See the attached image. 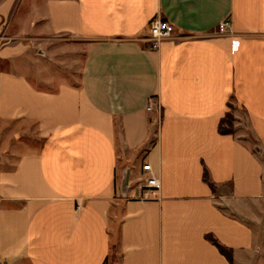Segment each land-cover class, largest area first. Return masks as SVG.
<instances>
[{
  "label": "crops",
  "instance_id": "0c3cea01",
  "mask_svg": "<svg viewBox=\"0 0 264 264\" xmlns=\"http://www.w3.org/2000/svg\"><path fill=\"white\" fill-rule=\"evenodd\" d=\"M10 21L0 264H264V0H0Z\"/></svg>",
  "mask_w": 264,
  "mask_h": 264
},
{
  "label": "built area",
  "instance_id": "2783aa9c",
  "mask_svg": "<svg viewBox=\"0 0 264 264\" xmlns=\"http://www.w3.org/2000/svg\"><path fill=\"white\" fill-rule=\"evenodd\" d=\"M224 25L227 26L228 22H225ZM149 31L150 47L156 50L166 38L176 33V28L168 19L158 17L151 22ZM148 108L151 109V106ZM141 170L142 197L146 199L157 197L160 180L154 174L152 164L150 162H143Z\"/></svg>",
  "mask_w": 264,
  "mask_h": 264
},
{
  "label": "trees",
  "instance_id": "16d2710c",
  "mask_svg": "<svg viewBox=\"0 0 264 264\" xmlns=\"http://www.w3.org/2000/svg\"><path fill=\"white\" fill-rule=\"evenodd\" d=\"M233 121H234V115L232 114L231 111H229L226 116L221 120L220 123V132L221 133H232L233 132ZM205 177L206 179L208 178V174L207 172L205 173ZM208 238H210L218 247L219 249L222 251V253H224L228 258L231 259V251L225 247L224 245L220 244L214 237L212 236H208Z\"/></svg>",
  "mask_w": 264,
  "mask_h": 264
},
{
  "label": "rangeland",
  "instance_id": "374dc122",
  "mask_svg": "<svg viewBox=\"0 0 264 264\" xmlns=\"http://www.w3.org/2000/svg\"><path fill=\"white\" fill-rule=\"evenodd\" d=\"M15 28L16 27H15L14 23H12L11 21H10V23L7 22L4 24V27L1 29V30H3V32L1 31V34H0V46L14 42V40L11 38V34L15 30ZM81 58H82V56H81V54H79L78 59L80 60ZM5 65H6V67L12 66V64H10V62H6Z\"/></svg>",
  "mask_w": 264,
  "mask_h": 264
},
{
  "label": "water",
  "instance_id": "95a60500",
  "mask_svg": "<svg viewBox=\"0 0 264 264\" xmlns=\"http://www.w3.org/2000/svg\"><path fill=\"white\" fill-rule=\"evenodd\" d=\"M129 185V173H128V170H126L125 174H124V177H123V185L122 187L124 189H126Z\"/></svg>",
  "mask_w": 264,
  "mask_h": 264
}]
</instances>
